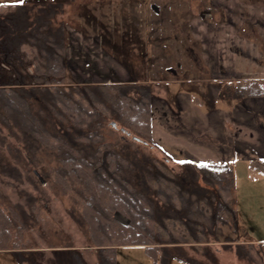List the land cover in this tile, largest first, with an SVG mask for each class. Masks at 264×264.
Segmentation results:
<instances>
[{
    "label": "rangeland",
    "instance_id": "rangeland-1",
    "mask_svg": "<svg viewBox=\"0 0 264 264\" xmlns=\"http://www.w3.org/2000/svg\"><path fill=\"white\" fill-rule=\"evenodd\" d=\"M238 1L242 4L233 5L229 12L240 22L244 21L241 35L248 39L256 33L251 19L264 18V0ZM16 4L18 0H0V6L4 7L1 12L14 10ZM61 4L57 19L66 28L68 91L105 83H137L150 85L152 89L153 139L123 125L114 116L103 117L97 129L105 142L110 143V150L118 151L133 163V168L127 170V179L150 200L157 221L165 226L163 229L168 230L173 241L181 242L165 245L158 264H259L258 259L252 258L257 256V248L232 243L247 235L246 229L241 233V229L234 228L233 216L227 209L226 212L212 209L217 200L193 202L198 199L196 193L220 194L216 186L205 182L202 173L197 179L192 177L193 166L202 162H190L195 158L187 150L188 130L182 131L187 115L193 116V107L201 114L232 108L225 98L215 99L208 87L209 83H220L216 56L220 47L224 49V31L228 30L220 23L224 16L230 17L223 0H62ZM228 33H232L230 29ZM260 34L262 38L258 36V41L239 43L238 47L245 53L248 45L253 49L260 45L263 48L264 27L260 28ZM260 52L259 48V56ZM24 53L26 56L27 52ZM30 55L31 52L23 65L6 62L0 56V85L5 81L6 87L14 86L18 72L28 75V87L35 85L31 75L36 59ZM33 105L36 112L44 107L42 117L55 134L68 136L78 147L85 145L76 139L89 129L80 130L61 123L52 108L37 100ZM155 122L159 128L155 127L154 132ZM227 122H230L228 117ZM2 128L0 137L5 140L0 141V196L6 205L21 203L24 197H30L28 202L34 205L38 220H31L36 224L35 232L24 241L44 250L35 252L39 254L34 261L66 264L65 260H69V264H75L70 253L74 250L86 264H100L98 247L91 236L92 226L84 217L88 191L81 183H73V189L66 190L56 181V173L63 171L62 155L57 148H48L31 135L26 137L28 141L24 140L23 130L17 124ZM199 133L194 128L192 135ZM173 141L181 146L182 152L174 149ZM18 146L31 152L30 158L36 163L30 166L26 159H20ZM18 164L21 169L17 168ZM246 165V162L238 163L239 185L251 174L252 168ZM162 166L167 169V186L172 181L182 184L183 195H172L166 200L157 193L152 176L160 174ZM220 217L226 220V226L218 224ZM115 218L123 223L128 221L119 211ZM163 237L170 239L169 235ZM48 246L57 250L44 249ZM117 263L155 264V259L145 247L126 246L118 249Z\"/></svg>",
    "mask_w": 264,
    "mask_h": 264
},
{
    "label": "trees",
    "instance_id": "trees-1",
    "mask_svg": "<svg viewBox=\"0 0 264 264\" xmlns=\"http://www.w3.org/2000/svg\"><path fill=\"white\" fill-rule=\"evenodd\" d=\"M61 2L30 0L16 4L14 10L4 13L1 12L4 7L0 6V56L6 62L22 65L30 52V56L36 59L31 75L35 85H26L28 75L23 72L16 73L18 83L15 81L14 86L6 87L5 81L0 85V130L3 125L17 124L23 130L24 140L28 141L26 137L31 135L44 146L57 148L62 155L63 171L56 173V181L66 190H72L73 183H81L89 193L83 205L84 217L92 226L91 236L98 247L100 264H118V249L126 246L145 247L158 264L165 245L181 242L173 241L168 230L163 229L165 226L157 221L150 200L127 179V170L133 168V163L118 151L110 150V143L105 142L97 129L103 117L114 116L123 125L153 139L152 89L150 85L137 83H105L68 91L66 87L69 86L65 84L66 28L57 19ZM24 52H27L26 56ZM208 87L215 99L264 96V80L212 82ZM34 100L52 108L61 123H69L80 130L89 129L76 139L85 145L78 147L68 136L55 134L42 117L44 107L43 111H35ZM0 138L4 142L5 137ZM251 167L264 172V161H253ZM193 168V178L197 179L202 173L205 182L217 187L221 196L217 202L219 210L233 203V165L200 163ZM162 170L152 176L157 193L166 200L172 195H183L182 184L179 186L172 181L167 186V169L162 166ZM197 194L205 196L208 193ZM117 211L128 217L127 223L115 218ZM9 226L8 209L0 205V249L24 245V233H14ZM164 235H169L170 239H164ZM241 246L245 247V244ZM248 247L256 248L253 244ZM70 253L75 264H86L78 252L72 250ZM252 258L264 264L262 248L259 247L257 256ZM65 261L69 264V260Z\"/></svg>",
    "mask_w": 264,
    "mask_h": 264
},
{
    "label": "crops",
    "instance_id": "crops-1",
    "mask_svg": "<svg viewBox=\"0 0 264 264\" xmlns=\"http://www.w3.org/2000/svg\"><path fill=\"white\" fill-rule=\"evenodd\" d=\"M238 4L242 3H239L238 0H223V5L227 8L228 12L233 8V5L236 6ZM229 14L230 17L224 16L222 19L223 21L220 23V26L225 25V29H228L226 30L227 32L224 31L223 39L225 41L222 43L224 49L220 47L218 56H216L219 62L218 77L220 83L223 80H225L224 82L264 80V47L262 48V45L259 47L261 56L258 54V46H254L255 49H253L251 45H248L246 53L243 51L242 47H238L239 43L258 41V36L262 38L260 28L264 27V18L251 19L256 33L247 39L244 37V34L241 35L243 26H245L244 21L240 22L239 18L232 17L231 11ZM229 29L232 33H228ZM248 35L249 34H245V36ZM220 42H222V40ZM240 49H242L241 52L238 51ZM241 57H243L245 61H243ZM260 57H262L260 61L261 65L259 63ZM224 100L229 101V106H232L231 109H219L214 113L202 112L201 114L200 112L196 113L197 111L193 107L192 117L196 119L194 120L192 117H189V114H186L188 117L186 118L189 122H186L187 126L184 124L185 126L182 130L184 132L188 130V136L180 134L179 132L177 134L187 138L186 142L188 143L186 146L188 153L195 158V161L187 158L190 162L210 164L228 163L233 165L235 171V197L233 203L231 205H225L226 207L223 209L220 208V210L218 209V204H216L214 208L211 207L217 211L224 210V212H226L227 209L233 216L234 228L241 229V233L243 229H246V238L244 239L241 237L236 240L232 239L235 240L232 242L233 244H253L257 249L259 247L262 248L264 253V172L255 170L251 167L253 161H264V96L247 97L244 99L225 98ZM227 117L229 118V123L227 122ZM215 122H217V125H215ZM155 127H158L156 122L154 123V132ZM194 128L196 131L202 133L203 136H201L200 133L198 136L192 135ZM176 130L177 128L173 131L176 132ZM175 139L177 140V138ZM168 143L167 141L166 144ZM172 143L175 144L177 142L173 141ZM172 146L175 147L174 149L182 152L179 144ZM19 149L20 155H18V157L20 159H26L25 161H27L30 166L36 163L35 160L32 161L30 158L29 153L31 152H27L22 146L19 147ZM185 149L186 148L183 150ZM35 154H33V156H35ZM239 162H246L247 165L252 168L250 176H246L247 182H245L246 179L242 182L243 187L242 183L241 185L238 183L237 166ZM17 168L21 169L19 164ZM253 171L256 173H252ZM210 195L211 194H207V197L206 195H197L196 198L198 199L193 200V202L197 200H199L198 202L202 200L205 202L221 200V196L217 194ZM2 197L1 195L0 205L8 209L11 219L10 229H13L14 233H20L22 231L24 233V238H28L31 232H35L36 224L31 222V220H38L35 215L34 205L28 202L30 197H24L23 199L25 201L21 203L16 202V204L10 203L8 204L9 206L6 205V200ZM32 199L34 200V198ZM45 207L47 209L49 205ZM219 223H223L225 226L227 225L226 220L221 217L218 224ZM24 240L25 239H23L24 245L18 246L20 248L0 249V264H40L34 261L39 254L35 252L42 249L36 248L34 244L32 245V243L30 244L27 240ZM44 249L57 250L56 248H52V246H48V248ZM57 264H60V262L58 261Z\"/></svg>",
    "mask_w": 264,
    "mask_h": 264
},
{
    "label": "snow or ice",
    "instance_id": "snow-or-ice-1",
    "mask_svg": "<svg viewBox=\"0 0 264 264\" xmlns=\"http://www.w3.org/2000/svg\"><path fill=\"white\" fill-rule=\"evenodd\" d=\"M18 2L22 4L24 2V0H18Z\"/></svg>",
    "mask_w": 264,
    "mask_h": 264
},
{
    "label": "water",
    "instance_id": "water-1",
    "mask_svg": "<svg viewBox=\"0 0 264 264\" xmlns=\"http://www.w3.org/2000/svg\"><path fill=\"white\" fill-rule=\"evenodd\" d=\"M123 130H125V129H123Z\"/></svg>",
    "mask_w": 264,
    "mask_h": 264
}]
</instances>
